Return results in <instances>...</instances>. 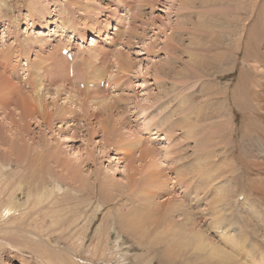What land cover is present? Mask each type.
Here are the masks:
<instances>
[{
  "label": "rangeland",
  "instance_id": "obj_1",
  "mask_svg": "<svg viewBox=\"0 0 264 264\" xmlns=\"http://www.w3.org/2000/svg\"><path fill=\"white\" fill-rule=\"evenodd\" d=\"M35 5L42 12L31 13ZM0 9V72L18 89L2 109L0 102V163L5 166L0 168V205L11 197L21 204L19 213L0 221V264H225L206 246L212 241L245 264H264V187L248 185H264V0H0ZM237 23L246 26L244 57L237 54ZM53 54L37 66L39 57ZM218 54L221 63L215 60ZM36 83L43 87L40 107ZM234 83L243 91L244 108L225 103L227 87ZM212 87L218 93L206 95ZM23 98L29 112L20 103ZM200 105L219 116L212 114L206 125L196 118L192 125H178L184 119L177 117L197 114ZM65 107L75 113L59 115ZM164 118L167 123L159 127L158 119ZM135 136L144 140L129 154L119 148V140L124 144ZM145 148L154 152L151 168L159 166L167 188L149 190L150 199L141 195L147 185L132 192L124 187L133 169L142 172L150 162L141 156ZM244 159L253 166L233 178ZM194 162L197 187L172 183L176 174L192 176ZM212 165L220 179L208 185L200 178ZM98 179L116 186L100 188ZM222 183L235 189L219 203L224 205L219 216L211 202ZM99 188L112 200L102 204ZM194 194L197 206L190 205ZM174 201L179 208H170ZM148 203L151 211H139L135 220L143 224L123 229L117 215ZM230 236L242 249L229 242ZM35 244L52 263L32 248Z\"/></svg>",
  "mask_w": 264,
  "mask_h": 264
},
{
  "label": "bare ground",
  "instance_id": "obj_2",
  "mask_svg": "<svg viewBox=\"0 0 264 264\" xmlns=\"http://www.w3.org/2000/svg\"><path fill=\"white\" fill-rule=\"evenodd\" d=\"M33 1V0H32ZM117 1H119V2H121V3H126V0H117ZM73 2V1H72ZM137 3V2H136ZM73 4H75V1L73 2ZM30 5H32V2H31V4ZM29 5V6H30ZM34 5V4H33ZM32 5V6H33ZM28 6V7H29ZM38 6H40V5H35L34 6V9H32L31 10V13H33V11H35L36 13H37V11H39L38 13H40V12H42L41 10H39L38 8ZM41 7V6H40ZM127 7V6H126ZM32 8V7H31ZM42 9V8H41ZM1 10V9H0ZM43 10V9H42ZM32 15V14H31ZM30 15V16H31ZM33 16V15H32ZM239 17V16H238ZM232 19H234V18H232ZM231 19V20H232ZM235 20V19H234ZM238 21V20H237ZM239 23V22H238ZM238 23H237V26L235 27L234 25H233V29H235V31H237L239 34H237V36H236V45H237V47L238 48H240L241 47V51L239 50V52L237 53V54H239V53H241L242 52V56L244 57L245 56V54H246V50L248 49V44L244 41V34H245V31H246V26H245V24H242V25H238ZM235 24H236V22H235ZM255 24V23H254ZM253 24V25H254ZM204 25V24H203ZM201 26H202V24H201ZM255 26V25H254ZM62 28H64V32H69L70 31V33L71 34H74V31L70 28V27H64L63 25L61 26ZM50 29V28H49ZM231 31V30H230ZM241 31V32H240ZM67 32V33H68ZM32 38H34L33 36H32ZM31 38V39H32ZM29 40V42L28 43H31L33 40ZM92 41L94 40V39H91ZM90 45V44H89ZM91 45H94V44H91ZM238 50V49H237ZM91 53V55L94 53V49H93V51H91L90 52ZM55 54H53L52 55V57L51 56H45V57H43V58H38V60H39V65H37L39 68H42V67H40V65L42 64H44L48 59H53V57H55L54 56ZM6 56V55H5ZM4 56V57H5ZM221 56V54L219 55L218 54V56H216L215 57V60H216V62H219V63H221L222 62V60L219 58ZM8 57V56H7ZM67 57V56H66ZM224 57V56H223ZM6 58V57H5ZM222 58V57H221ZM86 59H87V57H86ZM9 60V59H8ZM59 60V59H58ZM63 60V59H62ZM65 60V59H64ZM214 60V59H213ZM1 61H3V60H1ZM6 61V60H5ZM5 61H3L2 63V65L1 66H3L4 67V64L5 63H7V62H5ZM61 62V61H60ZM46 63H48V62H46ZM62 63H63V61H62ZM53 64H54V62L53 63H51V65L50 66H48V67H50L51 69L53 68ZM61 64V63H60ZM218 64V63H217ZM41 65V66H42ZM56 65V64H55ZM37 67V68H38ZM5 68V67H4ZM57 68V67H56ZM103 69V68H102ZM4 71H5V69H4ZM52 71V70H51ZM101 70H99V72H100ZM103 71V70H102ZM3 71H1L0 72V102H1V109H2V107H3V105L4 104H6V103H8V102H11L12 100H13V98H14V93L13 92H15V90H18V89H16V86H14V84H13V81H11V78L9 77V75H8V77L6 76V75H4L3 73H2ZM100 73H102V72H100ZM53 74V73H52ZM99 73H97V75H98ZM38 76V75H37ZM74 76V75H73ZM99 76H102V74L101 75H99ZM242 77V76H241ZM241 77H239V80L240 81H242L243 80V78H241ZM36 78V77H35ZM40 78V77H39ZM203 78V77H202ZM36 79H38V77L36 78ZM41 79V78H40ZM50 79V78H49ZM102 79V78H101ZM108 80V79H107ZM110 80V79H109ZM29 81V80H28ZM111 81V80H110ZM237 83H234V85L232 86L231 85V89H229V87H230V85L227 87V89H228V91H227V93H226V95H224V100H225V103H226V101L228 102V103H230V104H232V105H236V106H239L240 105V107H245L244 105V103L243 104H241L240 103V100H239V94L240 93H243V91H239V87L236 85ZM264 85V84H263ZM36 86H37V88H36V91H34V94L36 95L35 97H36V99H37V101H38V103H40V100H41V92H42V90L41 89H43V87L40 85V84H37L36 83ZM42 87V88H41ZM243 90V89H242ZM17 93H18V91H16ZM17 93H16V95H17ZM202 93V92H201ZM217 94L218 92L216 91V88H213L212 87V90L210 89V91L209 92H207V94L206 93H204V94H206V95H210V94ZM81 94V93H80ZM79 94V95H80ZM224 94V93H223ZM210 96H212V95H210ZM210 96H209V98H210ZM34 97V98H35ZM85 97V96H84ZM70 98V97H69ZM176 98V96H174V98L173 99H175ZM161 99V98H160ZM207 99H208V97H207ZM72 100V99H71ZM171 100H172V98H171ZM6 101V103H4ZM70 101V100H69ZM42 102V101H41ZM191 102L192 101H188V105L189 104H191ZM4 103V104H3ZM20 103H24V105H23V107H24V110H26L27 112H29L28 111V109H29V105L27 104V102H25L24 101V98H23V100H21L20 101ZM37 103V107H38V105H39V107L41 106V103L40 104H38ZM181 102H179V104H180ZM193 104V103H192ZM209 104H211V101L209 102ZM71 105H72V103H71ZM193 105H196V104H193ZM5 106V105H4ZM42 107H43V105H42ZM202 107L203 106H201L200 105V109L199 110H197V114H196V111H189L187 114H184V115H182V116H180V117H177V118H179V119H184V122L183 123H179L178 125L179 126H182V125H192L193 124V122H192V119H194V118H196V122H200V123H205V125L208 123V122H206V120H210L211 118L210 117H214V116H219V114H217V115H214L213 113V115L214 116H212V114L211 115H209L210 114V112H208V111H206L205 112V109L206 108H203L202 109ZM233 107V106H232ZM4 108V107H3ZM36 108V107H35ZM46 107H44V110H43V112H44V114L45 113H47L46 111H48V110H46L45 109ZM57 108H60V106H57ZM61 108H62V106H61ZM261 108V107H260ZM222 109V108H221ZM42 110V109H41ZM41 110L39 111V109H38V112H41ZM58 110V109H57ZM262 110V109H261ZM56 111V110H55ZM54 111V112H55ZM160 111H162V110H160ZM218 111V110H217ZM263 111H264V109H263ZM57 112H59V115H66V114H68L70 117L75 113V110L74 109H72V108H70V107H65L64 109H62L61 111L59 110V111H57ZM56 112V113H57ZM173 112H175V111H173ZM172 112V113H173ZM262 113V112H261ZM44 114H41L43 117H45L44 116ZM49 114H51V113H49ZM83 114V113H82ZM177 114V113H176ZM193 114H196V115H194L195 117H193ZM253 114V113H252ZM48 115V114H47ZM46 115V116H47ZM52 115H53V112H52ZM178 115V114H177ZM246 116V115H245ZM53 117V116H52ZM253 117H254V115H253ZM49 118V116H47L46 118H44L43 120L45 121V119H48ZM167 118H169L168 116H167ZM167 118H164V119H162V121L160 120V119H158L159 121H160V123L161 124H158L159 125V127H162V124L164 123V124H166L167 123ZM51 119V118H50ZM165 120H166V123H165ZM262 120V119H261ZM47 121V120H46ZM254 121V120H253ZM150 123V122H149ZM199 123V124H200ZM87 124V123H86ZM219 124V123H218ZM161 125V126H160ZM216 125V124H215ZM49 126V125H48ZM167 127H166V129H169V130H167L166 132H169V131H171V129L173 128V126H174V123L173 122H171V123H168L167 125H166ZM221 127V126H220ZM225 127V126H224ZM226 128V130L224 129V128H222L221 127V129L223 130V132H226L227 131V127H225ZM145 130L147 129V127H145L144 128ZM256 129V128H255ZM93 131H95V130H93ZM78 132V131H77ZM155 133V132H154ZM190 133L191 132H187V133H185V136H189L190 135ZM244 133H246V131H245V129H244ZM261 134L262 135H264V131L263 132H261ZM232 137V136H231ZM261 137V136H260ZM154 138H157V136H155V134L151 137V139H154ZM162 138V137H161ZM1 139V138H0ZM150 139V140H151ZM167 139V138H166ZM117 140V139H116ZM143 140L144 139H142V137L140 138V137H133L132 139H130V141L128 142V143H121V140H119L118 141V143H119V145H120V147L119 146H117V147H115V149H117L118 147L119 148H121L122 147V149H124V151L125 152H127V150H129L130 151V149H131V147H136V146H139V145H141V143L143 142ZM264 140V139H263ZM2 141V140H1ZM111 141V140H110ZM110 141H109V143H110ZM115 145V144H114ZM117 145V144H116ZM25 146V145H24ZM176 146V144H174V147ZM111 147H112V145H111ZM113 148V147H112ZM148 148L149 149H153V147L152 146H148ZM149 149H147V148H145L144 150H143V152H141V156H143V157H150L151 158V160H150V162L148 163V165H147V167L142 171V172H137V169H133L132 170V172H130L129 173V175H128V180H127V182H130V184L129 185H125L124 187H125V192H128L129 190L131 191L132 190V188L133 187H143L144 185H147L148 186V190H147V192H142L141 193V195L143 196V197H145V198H143V199H148L147 198V196H149V199L151 198V197H153V195L151 196V194H149V190H151V189H153V191L155 190V191H162V190H166L167 188L166 187H164V182L162 181V180H160V169H159V166H155V169H152L151 168V166H153V165H155V162L157 161V158H155L154 157V155H153V151L152 150H149ZM175 150H177V149H175ZM123 151V152H124ZM129 151L127 152L128 154H129ZM172 151H174V150H172ZM7 152V151H6ZM121 153V152H120ZM127 153H124V154H127ZM165 154V153H164ZM166 156V155H165ZM231 157V156H230ZM164 158V157H163ZM168 158V157H167ZM165 159V158H164ZM159 160V159H158ZM221 161H222V159H221ZM259 161V160H258ZM2 162V161H1ZM223 162H225V160H223ZM236 162V161H235ZM161 163V162H160ZM263 163V162H262ZM6 164V163H5ZM223 164V163H222ZM226 164V163H225ZM253 164H254V161H252V162H250L249 160H246V159H244V161L240 164V167L241 168H239L238 170H236L235 172H234V174H232L233 175V178L235 177V179H238V176H237V172L239 171V172H245V171H248V170H250L251 169V167L253 166ZM221 164H220V161H219V166H220ZM229 165V164H228ZM259 165V164H258ZM217 166V165H216ZM219 166H217V168H220ZM224 166V165H223ZM223 166H222V168H223ZM226 166H227V164H226ZM239 166V165H238ZM261 166V165H260ZM5 166L3 165V163H0V168L1 169H3ZM10 167V166H9ZM190 167H191V169H190V171H191V174H192V176H190V177H185V175L184 176H180L179 174H176V180H174V179H170L171 181H172V183H175V181H176V183H178V184H181V183H185V186H187V183L189 182V184H191V185H189L190 187H197V163H195L194 162V164H191L190 165ZM234 167V166H233ZM258 167V166H257ZM205 168H207V169H205V171L201 174V178L200 179H202V180H204V183L205 182H207V184L208 185H210V184H212L213 182H216L217 183V181H218V178L220 179V176H216V177H214L213 176V173H212V170H213V165L212 166H210L209 168L208 167H205ZM5 169V168H4ZM8 169V168H7ZM259 169V168H258ZM214 170H215V168H214ZM219 170V169H218ZM220 170H221V168H220ZM6 171V170H5ZM201 171V170H200ZM136 172L138 173V174H140L141 175V177H139V178H137L135 175H136ZM159 172V173H158ZM175 172H177V169H175ZM4 173H6V172H4ZM188 176V175H187ZM1 177V176H0ZM4 178V177H3ZM227 178V177H226ZM5 179V178H4ZM199 179V180H200ZM224 179V178H223ZM1 181V180H0ZM82 181V180H81ZM105 181V180H104ZM150 181H152V182H154L153 183V187H149L150 185H149V182ZM171 181H170V183H171ZM6 182H8V181H6ZM101 182V186H100V188L101 187H103V188H106V184H108V185H110V186H112V187H115L116 185L114 184V183H109V181H106V184L104 183L103 184V179H98L97 180V183H100ZM219 182V181H218ZM92 183V182H91ZM95 183L96 182H93L92 183V185L90 186V188L91 189H94V185H95ZM3 184V183H2ZM8 184V183H7ZM55 184L56 185H58V183L57 182H55ZM250 184H252V185H250ZM227 185L229 186V187H227ZM248 185H250V187H264V185L262 186V185H259V184H256V182H249V184ZM2 186V185H1ZM96 186V185H95ZM213 186V185H212ZM4 187V186H3ZM53 187H54V185H53ZM72 187V186H71ZM83 187V186H82ZM128 187V188H127ZM207 187H209V186H207ZM1 188V187H0ZM6 186H5V190H6ZM57 188H61V187H57ZM84 188V187H83ZM99 188V192L101 193V203L103 204V203H105V202H107V201H111L112 200V196L109 194L110 192H107V193H104V191L102 190V189H100ZM131 188V189H130ZM186 188V187H185ZM189 188V187H188ZM235 189V187H234V185L231 187L230 186V184H225L224 183V185H223V183L222 184H220V185H218L217 186V191L215 192V194L212 196V202H211V207L214 209V211H212V212H214V213H216L217 215H219V216H222V208L224 207V205L223 204H219V203H222V202H224V200H225V198H224V195L225 194H227V196L230 194V193H232L233 191H234V189ZM4 189V188H3ZM13 189V188H12ZM11 189V190H12ZM53 189V188H52ZM143 189H145V188H143ZM197 189V188H196ZM212 189V188H211ZM75 190V189H74ZM85 190V189H84ZM97 190H98V188H97ZM170 190V189H169ZM256 190V189H255ZM263 190V189H262ZM14 191H15V189H14ZM93 191V190H92ZM135 191H138V189H135ZM256 191H258V192H260V193H262L263 191H261V190H256ZM3 190H0V202H1V198H2V194H3ZM42 192H44V191H42ZM132 192V191H131ZM183 192V191H182ZM197 191H195V192H193V193H196ZM29 194H30V192H29ZM34 194H35V192H34ZM33 194V195H34ZM50 194V193H49ZM57 194V193H56ZM4 195V194H3ZM14 196L15 195V193L12 191L11 192V196ZM41 195V194H40ZM94 195V194H93ZM138 195V194H137ZM197 195V194H196ZM195 194L194 195H192V197H193V201L190 203V205L191 204H193L192 206H197V199H196V196ZM261 195V194H260ZM259 195V196H260ZM90 196V195H89ZM100 196V195H99ZM134 196V195H133ZM182 196L184 197V199H185V196L186 195H184V194H182ZM9 197V196H8ZM7 197V198H8ZM41 197H42V195H41ZM40 197V198H41ZM262 197V196H261ZM13 198H15V197H11L10 198V200L4 205V204H1V205H4V207H2L1 205V207H2V209L0 210V221L2 220H8L9 218H10V214H15L16 215V213H19L20 212V209H18L19 207H21V204H15L14 202H15V200L13 199ZM51 198V197H50ZM129 198H132L131 197V195H129ZM191 198V197H190ZM189 197H187V200H189L190 199ZM32 199H35V198H33L32 197ZM42 199V198H41ZM40 199V200H41ZM49 199V198H48ZM47 199V200H48ZM133 199V198H132ZM142 199V200H143ZM248 199V198H247ZM28 200V199H27ZM37 200V199H36ZM34 201V200H33ZM139 201V200H138ZM190 201V200H189ZM2 203V202H1ZM32 203V202H31ZM40 203V202H39ZM47 203H49V202H47ZM51 203V202H50ZM186 202L185 201H183V200H181V204L183 205V206H185L186 208H189L188 207V205H187V203L185 204ZM34 204H35V202H34ZM44 204V203H43ZM45 205V204H44ZM149 203H148V205H142L141 206V208L139 207V208H130V209H128L126 212H124L123 214H118L117 215V219H118V221H119V223L120 224H122L123 225V229H124V227H128L129 229H131V230H134V228H136V227H139V226H141L143 223H142V221H140V220H138V221H136L135 222V220H136V217H137V213L139 212V211H146V212H149V211H151L150 209L148 210V207H149ZM36 206V205H35ZM179 206H180V203L179 202H177V201H174V203L173 204H171L170 205V208H179ZM30 207V206H29ZM38 206H36V208H37ZM95 207V206H94ZM98 209H100V208H98ZM218 211V213L216 212V210ZM224 209V208H223ZM95 210V209H94ZM97 210V209H96ZM168 211V207H167V209L165 210V213ZM28 212V211H27ZM23 213V212H22ZM36 213V212H35ZM75 213H78V211L77 212H75ZM194 214H196L197 212H193ZM29 214V213H28ZM216 214H214L213 215V217H215V215ZM227 214V213H226ZM79 215V214H78ZM82 215V214H81ZM80 215V216H81ZM217 215H216V218H217V220H218V222H219V218L217 217ZM79 216V217H80ZM223 219H224V217H223ZM196 220V219H195ZM214 220H215V222L217 221L215 218H214ZM235 221V220H234ZM217 222V223H218ZM9 223V222H8ZM214 223V222H213ZM6 224H7V222H6ZM12 224V223H11ZM220 224V223H219ZM218 225V224H217ZM121 227V226H120ZM10 228V227H9ZM122 228V227H121ZM120 228V229H121ZM119 229V230H120ZM217 229V228H216ZM7 230V229H6ZM24 230V229H23ZM226 230V229H225ZM28 231V230H27ZM31 231V230H30ZM217 231V230H216ZM34 232V231H33ZM128 232V231H127ZM222 233V232H221ZM231 233V232H230ZM34 234V233H33ZM36 234V233H35ZM226 234V233H225ZM228 234V233H227ZM198 236H201V234H197ZM231 235V234H230ZM36 236H37V234H36ZM222 236V235H221ZM237 236V235H236ZM223 237V236H222ZM225 237H226V235H225ZM233 237V236H232ZM235 237V236H234ZM33 238V237H32ZM31 238V239H32ZM38 238V237H37ZM230 238H231V236H230ZM23 239V238H22ZM222 239H225L224 237L222 238ZM237 239V238H236ZM240 239H241V237H240ZM15 240V239H14ZM33 240H34V238H33ZM32 240V241H33ZM239 240V239H238ZM46 241V240H45ZM225 242V240H222V242ZM226 241H229V240H227L226 239ZM35 242V241H34ZM39 242V241H38ZM48 242V241H47ZM231 244H233V246H236L237 244H239L241 241L239 240L238 242L239 243H237L235 240H233L232 238L230 239V241H229ZM207 243V247L208 248H210V250H211V252L215 255V257H219V261L220 262H223L224 261V263L225 264H245L244 262H241V260L239 261L238 260V258L231 252V251H228V250H224L221 246H220V244H218V242H215V241H212L211 243H208V242H206ZM115 244V243H114ZM223 244H225V243H223ZM228 244V243H227ZM226 244V245H227ZM33 245V244H32ZM36 245V244H35ZM33 246L32 248L34 249V247H36L37 248V245L36 246ZM225 245V246H226ZM240 245V244H239ZM22 246V245H21ZM223 246V245H222ZM232 246V245H231ZM224 247V246H223ZM228 247H230V246H228ZM237 247H238V245H237ZM225 248V247H224ZM231 248H233V247H231ZM240 248V246L238 247V249ZM28 249V248H27ZM240 249H242V248H240ZM37 250H38V252L40 253V255L41 256H43V257H46V258H43V259H45V261H48V262H51L52 263V261H51V259H49V257H47V256H45V254H43V253H45V250L44 249H38L37 248ZM234 251V250H233ZM240 251V250H239ZM243 250H241V252H242ZM236 252V251H235ZM245 252V251H244ZM34 253V252H33ZM68 253V252H67ZM246 253V252H245ZM35 254V253H34ZM38 254V253H37ZM236 254H238V253H236ZM241 254H243V252L241 253ZM239 255V254H238ZM253 255V254H252ZM251 255V256H252ZM246 256V255H245ZM38 257H40V256H38ZM220 257H223V258H220ZM244 257V256H243ZM249 257L250 256H247V258L249 259ZM41 259V258H40ZM244 259H246L245 257H244ZM246 261H247V259H246ZM252 260H249V262H251ZM248 262V263H249ZM44 263V262H43ZM62 263V262H61ZM247 263V264H248ZM257 262H255V264H256ZM251 264H253V263H251Z\"/></svg>",
  "mask_w": 264,
  "mask_h": 264
}]
</instances>
